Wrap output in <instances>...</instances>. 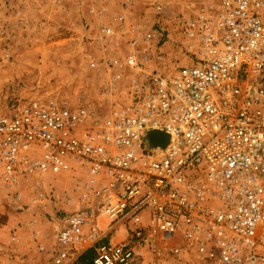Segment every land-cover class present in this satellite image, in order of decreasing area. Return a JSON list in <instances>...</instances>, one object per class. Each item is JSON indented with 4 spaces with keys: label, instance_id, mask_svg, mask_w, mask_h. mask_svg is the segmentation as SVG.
Listing matches in <instances>:
<instances>
[{
    "label": "built area",
    "instance_id": "built-area-1",
    "mask_svg": "<svg viewBox=\"0 0 264 264\" xmlns=\"http://www.w3.org/2000/svg\"><path fill=\"white\" fill-rule=\"evenodd\" d=\"M173 2L137 19L124 0L117 30L99 27L89 67L105 109L27 103L0 116V183L57 210L28 229L49 264L87 253L92 264H264V0H188L171 17ZM39 224L54 227L49 248Z\"/></svg>",
    "mask_w": 264,
    "mask_h": 264
},
{
    "label": "rangeland",
    "instance_id": "rangeland-1",
    "mask_svg": "<svg viewBox=\"0 0 264 264\" xmlns=\"http://www.w3.org/2000/svg\"><path fill=\"white\" fill-rule=\"evenodd\" d=\"M156 1L159 0H134L130 14L137 19L153 16ZM172 1L171 17L188 13V0ZM118 2L0 0V116L27 103L105 109L99 97L101 85L89 64L102 57L101 46L95 42L99 27L105 25L117 30L112 19L122 11L117 9ZM148 22L152 26L154 20L150 18ZM162 28L166 31L162 50L170 58L176 57L180 37L174 21H166ZM26 188L22 184L17 190L22 196L18 199L14 195L16 190L9 194L0 183V223L7 215L17 219L32 209L33 197ZM62 191L56 183L57 199ZM47 202L48 199L36 204L35 215L54 224L57 210ZM31 264L49 263L41 258Z\"/></svg>",
    "mask_w": 264,
    "mask_h": 264
},
{
    "label": "crops",
    "instance_id": "crops-1",
    "mask_svg": "<svg viewBox=\"0 0 264 264\" xmlns=\"http://www.w3.org/2000/svg\"><path fill=\"white\" fill-rule=\"evenodd\" d=\"M103 1L106 2V0H101V2ZM123 2L124 0H119L117 9H121ZM132 3H134V0H132ZM118 14L114 17V19H112L113 24H117L116 17ZM144 17H146V15ZM57 183H59L60 188L63 189L65 187V183ZM61 195L59 194V197H61ZM30 203H32V198ZM50 206L52 207V205ZM37 213L38 207L34 204L29 212L20 214V218L12 219V217L10 218V216L7 215L6 220L3 223H0V262L10 263L12 258H16L23 264H31V262L41 259V257H38L35 252L34 243L28 232L32 223L36 221H38V223L43 221L38 218L39 215H35ZM37 228L39 230L43 229L44 234L48 236L44 239V244H46L49 248L55 240L53 225L45 224L42 226L39 224L37 225ZM16 235H19L20 238L18 237V240L13 241L12 237Z\"/></svg>",
    "mask_w": 264,
    "mask_h": 264
},
{
    "label": "water",
    "instance_id": "water-1",
    "mask_svg": "<svg viewBox=\"0 0 264 264\" xmlns=\"http://www.w3.org/2000/svg\"><path fill=\"white\" fill-rule=\"evenodd\" d=\"M162 138L163 141H161V143H157L156 142V138ZM150 141H151V144L153 146H156V144H160L161 146H165L167 144V141H168V137L167 136H163L162 134L160 133H151L150 134Z\"/></svg>",
    "mask_w": 264,
    "mask_h": 264
},
{
    "label": "trees",
    "instance_id": "trees-1",
    "mask_svg": "<svg viewBox=\"0 0 264 264\" xmlns=\"http://www.w3.org/2000/svg\"><path fill=\"white\" fill-rule=\"evenodd\" d=\"M91 259H92V254L87 253L81 257L79 264H92Z\"/></svg>",
    "mask_w": 264,
    "mask_h": 264
},
{
    "label": "bare ground",
    "instance_id": "bare-ground-1",
    "mask_svg": "<svg viewBox=\"0 0 264 264\" xmlns=\"http://www.w3.org/2000/svg\"><path fill=\"white\" fill-rule=\"evenodd\" d=\"M157 142V141H156ZM157 143H161V141L160 142H157ZM160 144H156V146H159Z\"/></svg>",
    "mask_w": 264,
    "mask_h": 264
}]
</instances>
